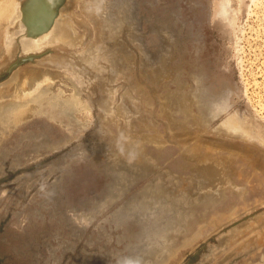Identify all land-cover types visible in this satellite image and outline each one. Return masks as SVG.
Returning a JSON list of instances; mask_svg holds the SVG:
<instances>
[{
    "label": "rangeland",
    "instance_id": "374dc122",
    "mask_svg": "<svg viewBox=\"0 0 264 264\" xmlns=\"http://www.w3.org/2000/svg\"><path fill=\"white\" fill-rule=\"evenodd\" d=\"M31 1L12 56L0 26V264H264V0Z\"/></svg>",
    "mask_w": 264,
    "mask_h": 264
},
{
    "label": "bare ground",
    "instance_id": "6f19581e",
    "mask_svg": "<svg viewBox=\"0 0 264 264\" xmlns=\"http://www.w3.org/2000/svg\"><path fill=\"white\" fill-rule=\"evenodd\" d=\"M33 1H38V0H32L31 2H33ZM20 2H21V0H0V15H2V17H0V20L1 19H6V21H7V24H5V25H2V24H0V26L1 27H3V26H5V27H3V29H4V31H6L7 32V34H5V32H4V34H5V51L3 52V53H7L8 55H10V56H12L13 54V51L15 50V48H16V46H15V43L13 44V42H12V39H11V37H10V34L9 33H11V31L13 30V28L12 27H14V26H11L10 24H13L12 23V21L14 22V20L16 19V18H14V20L13 19H11V18H13L15 15L16 16H18V14L16 13V11H17V7H18V5L20 4ZM66 7V6H65ZM65 7L64 8H61L63 11H64V14H65V12L67 11L66 9H65ZM66 10V11H65ZM62 13V12H61ZM20 14V13H19ZM43 17H47V14L46 13H42L41 14ZM63 15V14H62ZM66 15V14H65ZM15 16V17H16ZM48 18V17H47ZM60 18H62V17H60ZM46 21V20H45ZM63 21V20H62ZM57 22V21H56ZM66 22V21H65ZM15 23V22H14ZM55 23V22H54ZM63 23V22H62ZM59 24V23H58ZM66 24H67V22H66ZM61 25V24H60ZM64 25H65V23H64ZM58 26V25H57ZM57 26L56 25H54V29H53V31H51V33L49 32V34H48V36H46L47 38H48V40L49 39H51V37H52V34L54 33H59L58 31H57ZM16 28V27H15ZM62 29H64V27H61ZM59 29H60V27H59ZM62 29H60V31H62ZM66 30V29H65ZM50 31V30H49ZM57 31V32H56ZM16 32H17V30H16ZM62 32H64L65 33V31H62ZM61 33V32H60ZM73 33V32H72ZM9 34V35H8ZM61 34H63V33H61ZM74 34V33H73ZM45 35V34H44ZM64 35V34H63ZM67 35V34H66ZM66 35L65 36H63L62 38H64L65 37V39H62L61 38V36L59 35L58 36V38L60 37L63 41L64 40H67L66 38L68 37V35H67V37H66ZM43 38L42 39V41L43 40H47V38ZM55 37H57V35L55 36ZM29 38V37H28ZM54 38V37H53ZM61 39H59V40H61ZM37 40V39H36ZM53 40V39H52ZM61 40V41H62ZM25 41V40H24ZM68 41V40H67ZM35 42V41H34ZM43 42H45V43H47V41H43ZM49 42H51V41H49ZM40 43H42L41 41H40ZM44 43V44H45ZM15 46H13V45ZM30 44H32V43H30ZM30 44H28V46L30 45ZM48 44V43H47ZM46 44V45H47ZM11 46H12V48H11ZM31 46V45H30ZM30 46H29V49H30ZM41 46H43V45H41ZM32 47H33V45H32ZM34 48V47H33ZM42 48V47H41ZM24 50H25V48H24ZM26 51V50H25ZM4 55L0 60V62H7L8 61V59L10 58V57H8V55ZM53 58H55V57H53ZM51 61V60H50ZM5 64V63H4ZM30 71V70H29ZM30 72H33V70L32 71H30ZM30 72L28 73V75H29V78H27L28 79V81H31V84L29 85L27 82H24L23 83V86H22V88H20L19 86L15 89V91H14V93H13V96H14V94L16 93L17 95H20V96H22V98H24L23 96H25L24 94H27L26 92H30L31 93V87L32 86H34V83L36 82V81H38V76H39V74L37 73V74H34V76H32L33 74H31V76H30ZM27 73V72H26ZM36 73V72H35ZM22 80V79H21ZM40 82H41V80H40ZM40 82L38 83V85L40 84ZM21 83V82H20ZM48 83V82H47ZM27 85V86H26ZM47 87L49 88V85H47ZM35 88V87H34ZM19 89V90H18ZM0 90H3V89H0ZM47 90V89H46ZM4 91V90H3ZM18 91H20V93L18 94L17 92ZM1 92V91H0ZM29 94V93H28ZM31 96V95H30ZM17 96H15V98H16ZM21 99V98H20ZM1 100H3V95H2V93L0 94V101ZM2 102V101H1ZM18 106V105H17ZM31 107V106H30ZM32 108V107H31ZM29 109V108H28ZM16 111V110H15ZM19 112V111H18ZM16 113V112H15ZM21 113V112H20ZM23 114H28V110H24L23 112H22ZM11 116V115H10ZM17 117H19V115L17 116ZM15 120H16V118H15ZM18 120V119H17ZM235 127H237V125H235ZM239 127H240V124H239ZM244 129V128H243ZM243 131V130H242Z\"/></svg>",
    "mask_w": 264,
    "mask_h": 264
},
{
    "label": "water",
    "instance_id": "95a60500",
    "mask_svg": "<svg viewBox=\"0 0 264 264\" xmlns=\"http://www.w3.org/2000/svg\"><path fill=\"white\" fill-rule=\"evenodd\" d=\"M218 96L209 98L208 100L205 101V104L207 105L208 109L215 106L217 103H220L222 100L221 98L216 99Z\"/></svg>",
    "mask_w": 264,
    "mask_h": 264
}]
</instances>
